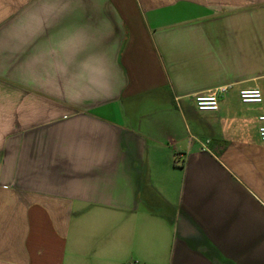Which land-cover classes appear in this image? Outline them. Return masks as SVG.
Listing matches in <instances>:
<instances>
[{"label": "crops", "instance_id": "crops-1", "mask_svg": "<svg viewBox=\"0 0 264 264\" xmlns=\"http://www.w3.org/2000/svg\"><path fill=\"white\" fill-rule=\"evenodd\" d=\"M261 116L264 0H0V264H264Z\"/></svg>", "mask_w": 264, "mask_h": 264}, {"label": "built area", "instance_id": "built-area-1", "mask_svg": "<svg viewBox=\"0 0 264 264\" xmlns=\"http://www.w3.org/2000/svg\"><path fill=\"white\" fill-rule=\"evenodd\" d=\"M226 92L225 87H220L204 94H197L193 97L194 107L198 112H216L218 110L219 96ZM241 104H260L262 95L258 89H244L238 93ZM263 124L258 128V137L264 143V116L259 117Z\"/></svg>", "mask_w": 264, "mask_h": 264}, {"label": "trees", "instance_id": "trees-1", "mask_svg": "<svg viewBox=\"0 0 264 264\" xmlns=\"http://www.w3.org/2000/svg\"><path fill=\"white\" fill-rule=\"evenodd\" d=\"M205 249H206V253L211 257V259L216 260L218 258V256L216 255V253L212 248L206 247ZM221 264H230V263H221Z\"/></svg>", "mask_w": 264, "mask_h": 264}]
</instances>
